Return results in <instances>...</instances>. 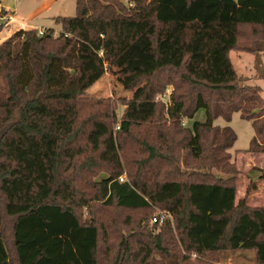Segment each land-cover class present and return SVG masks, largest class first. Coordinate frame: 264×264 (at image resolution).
<instances>
[{
    "label": "trees",
    "instance_id": "16d2710c",
    "mask_svg": "<svg viewBox=\"0 0 264 264\" xmlns=\"http://www.w3.org/2000/svg\"><path fill=\"white\" fill-rule=\"evenodd\" d=\"M217 1L215 15L186 20L160 18L159 0H73L74 15L49 19L56 35L20 29L4 39L16 20L6 25L0 264H264V207L236 201V135L213 125L238 113L254 132L247 152L264 154V100L229 58L264 53V0ZM245 28L250 44L240 47ZM145 35L153 67L136 77L147 80L139 96L90 97ZM199 109L206 120L187 127ZM123 145L133 146L128 163ZM254 172L264 182V170ZM96 206L131 213L117 248L102 237L122 223ZM154 209L166 214L161 223L151 222Z\"/></svg>",
    "mask_w": 264,
    "mask_h": 264
},
{
    "label": "rangeland",
    "instance_id": "374dc122",
    "mask_svg": "<svg viewBox=\"0 0 264 264\" xmlns=\"http://www.w3.org/2000/svg\"><path fill=\"white\" fill-rule=\"evenodd\" d=\"M39 0H0V5L3 7H8L10 9L16 10V15L18 18L28 15L32 8H29L34 2ZM50 1V0H45ZM123 3H127L128 0H119ZM186 0H159L158 16L160 18L169 19H192L196 10L201 13V15L212 16L217 13L218 1L217 0H193L190 9L185 6ZM57 10V11H56ZM53 11L58 12L55 16L60 14V16L74 15L75 10L73 6V0H59ZM193 13V14H192ZM197 13V12H196ZM205 13V14H203ZM13 12L10 10H4L0 8V15L7 19L13 16ZM195 17V15H194ZM202 16L196 17L200 19ZM205 17V16H204ZM47 21V26L53 29L54 34H58V28L53 25L49 19H44ZM10 20H7V23ZM6 27V25L3 27ZM19 27H21L19 25ZM18 28V24L14 26V29ZM37 31H41L40 27H37ZM44 29H48L45 26ZM19 30V29H17ZM241 31L240 35V47H245L250 43L247 41V35L250 29L245 28ZM43 31V30H42ZM14 33V32H13ZM151 33V30L148 32ZM246 35V36H245ZM150 43L148 36L145 35L139 39V41L131 48L118 62L117 64L109 69L106 74L89 90L88 95L96 99H134L140 94L145 85H147L146 78L136 77L143 76L147 74L153 67V59L150 56ZM230 61L234 67V70L240 79L241 84L248 86H255L259 89V94L264 100V53L247 54L240 52H230ZM136 80L134 82L133 79ZM168 93V92H167ZM164 103L167 101V97L163 99ZM122 112V107L116 105V117H119ZM206 120V115L203 109H199L191 119L185 120L187 127H191L193 122H204ZM213 125L219 127L229 126L236 135V140L233 147L229 150L232 161H234L237 173L235 175V188H236V201L244 200L247 206L253 207H264V182L256 178V173L254 169L264 170V154L253 155L247 152L249 148L250 140L253 137V128L251 123L242 120L238 113H234L229 122H225L222 118H217L213 121ZM124 152L122 154L125 162H129L133 158V146L123 145ZM103 175L98 176L99 180ZM122 181L126 179V176L121 177ZM100 210V216L105 219H118V228L107 229L105 238L102 239L107 241L108 249H114L118 247L121 241L120 236H127L128 230L123 225L126 223L125 217H130L132 215L130 212L108 210L104 212ZM161 212L160 209H154V213ZM136 217V216H134ZM106 221V220H105ZM152 222V221H151ZM149 224V221L147 222ZM104 235V234H103ZM176 244V243H175ZM169 247V255H172V249ZM153 258L159 259V251L152 252ZM251 257V252L249 253ZM192 258V255H191ZM232 258V257H231ZM193 259V258H192ZM222 264H252L247 260L238 258L233 262L229 259L225 260Z\"/></svg>",
    "mask_w": 264,
    "mask_h": 264
},
{
    "label": "crops",
    "instance_id": "0c3cea01",
    "mask_svg": "<svg viewBox=\"0 0 264 264\" xmlns=\"http://www.w3.org/2000/svg\"><path fill=\"white\" fill-rule=\"evenodd\" d=\"M58 1L59 0H50V1L39 0V1H36L29 7L32 9L28 13V15L23 16L21 18H18L17 16H15L16 15L15 9H10L8 7H3V5H0V8H3L4 10H10L11 12L14 13L13 16L11 17V20L15 19L16 21L14 22V24L15 25L18 24V28H15L12 31L8 32V34L4 37V39H6L8 36H10L13 32L17 31V29H19V30L20 29H22V30H31V29L38 30L37 27H40L39 29L44 30V28H43L44 26H45V28L46 27L49 28L47 26V21H45L44 19H50L58 13V12H56L57 10L53 11V8ZM196 12L194 13L195 17L193 15L192 19H196V17L201 16V13H199L198 10H196ZM19 25L21 27H19ZM4 31L5 30H2V32H0V34H2ZM135 44L133 46H135ZM133 46L131 48H133Z\"/></svg>",
    "mask_w": 264,
    "mask_h": 264
},
{
    "label": "built area",
    "instance_id": "2783aa9c",
    "mask_svg": "<svg viewBox=\"0 0 264 264\" xmlns=\"http://www.w3.org/2000/svg\"><path fill=\"white\" fill-rule=\"evenodd\" d=\"M10 20L11 21V17H8L7 19H5V18H1V21L3 22V21H6V23L4 24V26L5 25H7L8 23H7V20ZM38 33L41 35L42 34V30L41 31H38ZM119 181L120 182H122V179L121 178H119ZM167 216H166V214L164 213V212H157L154 216H153V218L151 219V221H152V223H161L163 220H164V218H166Z\"/></svg>",
    "mask_w": 264,
    "mask_h": 264
}]
</instances>
